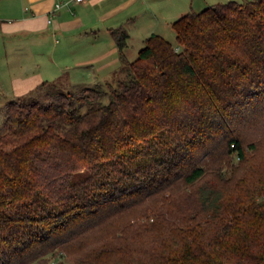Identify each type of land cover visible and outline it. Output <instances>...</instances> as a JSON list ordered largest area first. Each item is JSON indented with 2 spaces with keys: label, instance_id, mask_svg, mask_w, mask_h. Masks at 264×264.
Instances as JSON below:
<instances>
[{
  "label": "trees",
  "instance_id": "trees-1",
  "mask_svg": "<svg viewBox=\"0 0 264 264\" xmlns=\"http://www.w3.org/2000/svg\"><path fill=\"white\" fill-rule=\"evenodd\" d=\"M171 28L133 60L112 29L115 84L6 104L0 264H264V0Z\"/></svg>",
  "mask_w": 264,
  "mask_h": 264
},
{
  "label": "crops",
  "instance_id": "crops-1",
  "mask_svg": "<svg viewBox=\"0 0 264 264\" xmlns=\"http://www.w3.org/2000/svg\"><path fill=\"white\" fill-rule=\"evenodd\" d=\"M61 1L70 2L50 18ZM191 5L192 0H0V109L64 74L74 84L99 83L124 65L112 29L125 28L126 41L164 38L163 27L171 28Z\"/></svg>",
  "mask_w": 264,
  "mask_h": 264
},
{
  "label": "rangeland",
  "instance_id": "rangeland-1",
  "mask_svg": "<svg viewBox=\"0 0 264 264\" xmlns=\"http://www.w3.org/2000/svg\"><path fill=\"white\" fill-rule=\"evenodd\" d=\"M219 1L226 2L229 0H192V5H191L192 8L188 12H191V11L198 12L202 10L203 8L207 7L208 5L219 2ZM236 1L244 2L246 0H236ZM5 2H8V3L10 2L14 4L15 2H19V0H8V1L1 0V4H4ZM163 29H164L163 31L164 38L168 40L169 42H171L172 44H176V37H175L174 30H172L170 27H167V28L163 27ZM127 42H128V46L126 48V55L129 60H133L134 58H136L138 54V50L142 46H144V41H141L139 38H132V39H129ZM124 77H125L124 65H120L111 74L104 76L102 81L100 80L99 83H94V84H91L90 86H93V87L94 86H105V84L109 82L115 84L117 80L122 79ZM52 83L53 85L48 84L30 93L33 95H37V94L44 95V93L48 89H51V88L54 89L53 87L60 88L64 91H71V92L78 93L79 88H81L80 86H83L82 84H78V83L74 84V83L69 82L66 74L62 75L58 80ZM5 107L1 106V109H0V129L3 123L2 119H3V111ZM60 262H63L64 264H71L67 258L62 257L59 254L55 257L51 256L49 258H46L44 261H36L30 264H58Z\"/></svg>",
  "mask_w": 264,
  "mask_h": 264
},
{
  "label": "built area",
  "instance_id": "built-area-1",
  "mask_svg": "<svg viewBox=\"0 0 264 264\" xmlns=\"http://www.w3.org/2000/svg\"><path fill=\"white\" fill-rule=\"evenodd\" d=\"M73 1H83V0H73ZM70 1H61V2H57L54 4L53 9L50 11V18L55 14V12H57V10H59L60 8H62L63 6H67L69 4ZM50 21V19H49Z\"/></svg>",
  "mask_w": 264,
  "mask_h": 264
}]
</instances>
